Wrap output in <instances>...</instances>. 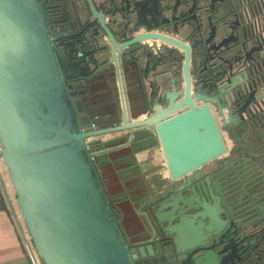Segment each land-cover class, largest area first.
<instances>
[{"label": "water", "instance_id": "water-1", "mask_svg": "<svg viewBox=\"0 0 264 264\" xmlns=\"http://www.w3.org/2000/svg\"><path fill=\"white\" fill-rule=\"evenodd\" d=\"M45 17L37 0H0V155L42 262L264 264V36L244 57L203 62L192 82L188 45L162 35L166 20L132 24V39L117 43L109 35L113 59L139 61L150 46L152 65H76L78 74L69 76ZM150 28L154 34L142 33ZM178 49L186 51L184 81H166L179 65L167 56ZM101 71L125 75L146 114L131 119L123 108L115 125L83 121V102ZM137 129L161 149L169 178L141 206L144 222L131 240L99 174L109 157L98 137L128 131L131 139Z\"/></svg>", "mask_w": 264, "mask_h": 264}, {"label": "flooded vegetation", "instance_id": "flooded-vegetation-1", "mask_svg": "<svg viewBox=\"0 0 264 264\" xmlns=\"http://www.w3.org/2000/svg\"><path fill=\"white\" fill-rule=\"evenodd\" d=\"M37 1L44 5L45 22L52 44L55 49L63 47L64 57H57V60L59 65L70 66V70L66 71L69 76H72V73L78 74L76 65H89L88 70L93 68L92 65H128L130 62L133 65H152L154 61L152 54L155 52L154 48L150 46L146 49L143 57L139 58V61L123 62L121 56L116 61L113 59L109 35L117 43L132 39L136 37L135 34L128 32L132 24L145 28L166 20L162 35L174 39L179 43V46H181L180 44L188 45L189 72L192 82L203 62L207 64L216 62L219 54H222L224 59L232 58L237 54L244 57L246 48L257 42V24L250 25L245 22L243 15L245 0ZM95 13L103 18L106 30L95 24ZM147 13H150V20L147 19ZM182 29L187 31L186 35L182 33ZM142 33L154 34L152 28ZM238 44L241 46H237ZM201 48L204 50L203 54ZM161 51L163 52V48ZM159 58L161 61L163 60V57ZM167 58L170 63L177 61L179 65L172 66L171 71L165 75L166 81L180 80L183 82L182 65L186 60V51L178 49L177 55L171 52ZM61 69L64 71L63 68ZM81 72H85V69L82 68ZM99 74L100 80L108 79L104 71ZM124 79L128 78L125 76ZM149 79H152L151 74ZM136 80L144 81L142 76H137ZM127 82L130 83L128 80ZM98 87L100 85L93 86V90L86 100L94 99ZM153 92L154 90L150 88V93ZM84 107L83 121L92 122L96 127H106L101 126L102 123L99 121L92 120L88 114L89 106L84 104ZM138 110L142 116L146 114L144 108ZM111 112L112 118L107 126L115 125L123 117L122 115L118 118L114 108ZM130 117L132 118V116ZM151 138L152 136H147L146 133L141 140Z\"/></svg>", "mask_w": 264, "mask_h": 264}, {"label": "crops", "instance_id": "crops-1", "mask_svg": "<svg viewBox=\"0 0 264 264\" xmlns=\"http://www.w3.org/2000/svg\"><path fill=\"white\" fill-rule=\"evenodd\" d=\"M116 77L113 74L108 79L97 81L94 85L100 87L94 99L83 102L89 106L91 119L102 123L101 126L110 124L112 108L116 110L118 118L124 111L132 116L131 119L142 115L138 110L142 99L135 86L124 79L125 75L120 80ZM145 134L144 130L137 129L131 139L128 131L98 137L100 146L105 148L109 157L108 162H102L99 166V174L114 206L122 211V226L131 240L144 222L140 213L141 206L162 193L167 188L169 178L161 149L154 144L153 137L141 140ZM222 137L229 147L231 143L225 131ZM26 262L44 264L32 245L15 202L8 170L0 160V264Z\"/></svg>", "mask_w": 264, "mask_h": 264}, {"label": "built area", "instance_id": "built-area-1", "mask_svg": "<svg viewBox=\"0 0 264 264\" xmlns=\"http://www.w3.org/2000/svg\"><path fill=\"white\" fill-rule=\"evenodd\" d=\"M243 15L245 17V22L250 23V25L257 24L258 30H256V32L258 35L264 36V0H245ZM91 128H96L94 123H92ZM81 130L84 131L85 128H81ZM86 148L92 149V146L87 143ZM91 158L94 159L95 156L92 155ZM0 160L3 162L1 155Z\"/></svg>", "mask_w": 264, "mask_h": 264}]
</instances>
